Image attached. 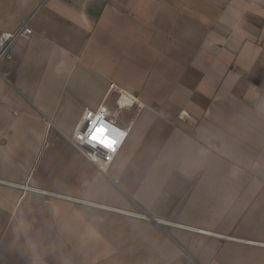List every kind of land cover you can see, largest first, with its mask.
<instances>
[{
    "label": "crops",
    "instance_id": "0c3cea01",
    "mask_svg": "<svg viewBox=\"0 0 264 264\" xmlns=\"http://www.w3.org/2000/svg\"><path fill=\"white\" fill-rule=\"evenodd\" d=\"M23 24L0 264H264V0H0Z\"/></svg>",
    "mask_w": 264,
    "mask_h": 264
},
{
    "label": "built area",
    "instance_id": "2783aa9c",
    "mask_svg": "<svg viewBox=\"0 0 264 264\" xmlns=\"http://www.w3.org/2000/svg\"><path fill=\"white\" fill-rule=\"evenodd\" d=\"M24 24L17 30H4L0 32V64L4 61H11L14 58L13 47L18 38L25 33L26 29ZM83 119L85 120L86 118L83 117ZM121 132L122 125L104 113L92 128L90 135L100 146L102 144L95 137L108 140L111 143V149H113Z\"/></svg>",
    "mask_w": 264,
    "mask_h": 264
},
{
    "label": "rangeland",
    "instance_id": "374dc122",
    "mask_svg": "<svg viewBox=\"0 0 264 264\" xmlns=\"http://www.w3.org/2000/svg\"><path fill=\"white\" fill-rule=\"evenodd\" d=\"M192 264H196V263H192Z\"/></svg>",
    "mask_w": 264,
    "mask_h": 264
}]
</instances>
